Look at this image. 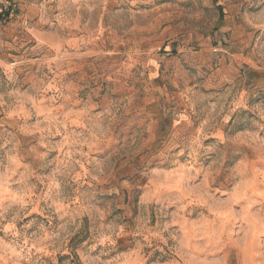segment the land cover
<instances>
[{
    "label": "rangeland",
    "instance_id": "374dc122",
    "mask_svg": "<svg viewBox=\"0 0 264 264\" xmlns=\"http://www.w3.org/2000/svg\"><path fill=\"white\" fill-rule=\"evenodd\" d=\"M0 264H264V0H0Z\"/></svg>",
    "mask_w": 264,
    "mask_h": 264
}]
</instances>
